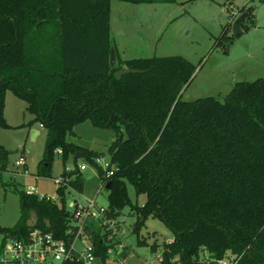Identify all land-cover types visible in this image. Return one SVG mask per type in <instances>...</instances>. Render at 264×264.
Listing matches in <instances>:
<instances>
[{
	"label": "trees",
	"instance_id": "16d2710c",
	"mask_svg": "<svg viewBox=\"0 0 264 264\" xmlns=\"http://www.w3.org/2000/svg\"><path fill=\"white\" fill-rule=\"evenodd\" d=\"M111 1L0 0V128H11L3 111L12 92L32 116L24 126L47 131L41 175H50L55 154L65 160L83 152L98 168L100 189L111 182L106 220L128 206L136 217L134 233L149 218L172 232L161 264H264V78L236 82L223 100H184L181 92L196 66L181 56L121 60L116 53L111 67ZM253 11L240 10L239 27L246 28L244 18L256 26ZM230 24L221 39L230 40ZM124 68L141 72L118 79ZM86 120L115 132L108 146L111 175L97 164L99 152L69 140ZM7 157L0 145L2 170ZM60 179L58 201L18 192L19 218L13 227H0V255L7 240L27 242L33 231L67 245L87 238L67 207L68 195L82 192L83 175L76 168ZM127 183L146 197L142 205L131 202ZM90 238L104 264L109 248L93 230Z\"/></svg>",
	"mask_w": 264,
	"mask_h": 264
},
{
	"label": "rangeland",
	"instance_id": "374dc122",
	"mask_svg": "<svg viewBox=\"0 0 264 264\" xmlns=\"http://www.w3.org/2000/svg\"><path fill=\"white\" fill-rule=\"evenodd\" d=\"M250 6L254 7L256 26H251L244 18L246 28L239 27L242 33L234 36L233 22L241 16L240 10ZM109 16L110 37L121 60L181 56L196 66L191 82L181 92L184 100L208 96L223 100L236 82L264 78V2L261 0H153L142 3L112 0ZM231 20L227 33L230 40L221 39ZM3 116L11 128H0V145L8 151L6 168L2 170L0 166V227L9 228L19 218V191L33 187L36 194L58 201L57 181L63 172L75 171L76 167L75 153L65 160L61 154H55L49 167L50 175H41L47 131L39 124L32 128L24 126L32 116L26 111V103L12 92L6 94ZM32 129L39 131L34 139ZM115 136L114 131L96 127L86 120L74 127L69 140L80 148L99 152L101 155L96 162L104 168L110 161L108 146ZM21 155H24L25 163L16 165ZM83 164L87 168L80 170L83 190L68 195L67 207L72 211L73 203L87 206L94 200L95 212L106 209L108 193L106 189H100L97 166L79 159L78 168ZM127 191L133 204L145 202L146 197L137 196L132 184L127 183ZM108 221L95 217L84 224L92 227L102 238L103 245L109 248L104 264H161L162 245L173 238L161 220L149 218L134 233L136 217L130 214L127 206L118 218ZM78 223L81 225L83 221ZM85 240L88 244L93 243L92 238L82 241L77 237L74 240L77 252H82ZM139 240H145L146 244H139ZM2 242L0 234V247ZM154 243L159 244L156 252L151 250ZM208 256L206 253L204 257ZM45 264L60 262L48 259Z\"/></svg>",
	"mask_w": 264,
	"mask_h": 264
},
{
	"label": "built area",
	"instance_id": "2783aa9c",
	"mask_svg": "<svg viewBox=\"0 0 264 264\" xmlns=\"http://www.w3.org/2000/svg\"><path fill=\"white\" fill-rule=\"evenodd\" d=\"M40 127H42V125H40ZM24 163L25 158L21 155L19 160L16 162V165H22ZM86 169L85 164L81 165L79 168V170L82 171ZM103 169L108 175L113 173L110 162L105 163ZM60 182L61 179L57 181L58 184H60ZM25 192L29 195L36 194L33 187L28 188ZM43 196L44 195L40 197L42 198ZM72 207L74 209V218L78 221H83L81 229L85 224L84 222L90 221L95 217H100L103 219V222L108 221L103 216L105 209L100 208L97 212L94 211V209H97L94 200L90 201L87 206L73 203ZM83 240L84 238L82 241ZM73 243L71 245H67L63 241L55 240L49 233L42 234L38 231H33L27 242L15 239L7 240L3 247L2 254L0 255V264H45L48 259H53L54 261L60 262V264H65L67 260L82 262L83 264H97L98 259L95 256L92 244H88L85 240L82 252H77L74 249ZM217 263L238 264V260H219Z\"/></svg>",
	"mask_w": 264,
	"mask_h": 264
},
{
	"label": "water",
	"instance_id": "95a60500",
	"mask_svg": "<svg viewBox=\"0 0 264 264\" xmlns=\"http://www.w3.org/2000/svg\"><path fill=\"white\" fill-rule=\"evenodd\" d=\"M239 19L237 18L233 24H232V33L234 36H237L239 34L242 33V30L239 28ZM116 51L115 49L112 47L111 49V55H110V65L111 67H114L115 65V61H116ZM141 71L139 70H136V69H128V68H124V69H121L119 70L117 73H116V77L118 79H120L124 74H128V73H139ZM38 130L36 129H32L31 130V136H32V139H34L37 135H38ZM85 157V154L83 152H77L75 153V156H74V164H75V167L78 168V160L79 159H84ZM111 187V182H109L105 189L109 190ZM136 225L134 226V229H135ZM134 231V230H133ZM82 233L87 237V238H90L91 235H92V229L89 225H84L83 228H82ZM97 264H101V262H97Z\"/></svg>",
	"mask_w": 264,
	"mask_h": 264
},
{
	"label": "crops",
	"instance_id": "0c3cea01",
	"mask_svg": "<svg viewBox=\"0 0 264 264\" xmlns=\"http://www.w3.org/2000/svg\"><path fill=\"white\" fill-rule=\"evenodd\" d=\"M238 18V17H237ZM232 22V20L230 21V23ZM232 27V26H231ZM241 28V27H240ZM39 132V131H38ZM38 135H39V133H38ZM24 156V155H23ZM25 158V157H24Z\"/></svg>",
	"mask_w": 264,
	"mask_h": 264
}]
</instances>
